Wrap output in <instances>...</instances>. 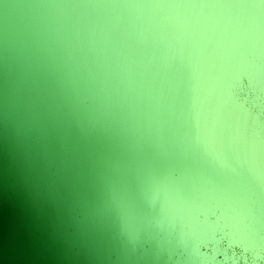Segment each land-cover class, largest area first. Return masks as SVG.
Instances as JSON below:
<instances>
[{
    "label": "water",
    "instance_id": "water-1",
    "mask_svg": "<svg viewBox=\"0 0 264 264\" xmlns=\"http://www.w3.org/2000/svg\"><path fill=\"white\" fill-rule=\"evenodd\" d=\"M0 264H264V0H0Z\"/></svg>",
    "mask_w": 264,
    "mask_h": 264
}]
</instances>
